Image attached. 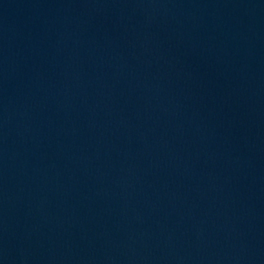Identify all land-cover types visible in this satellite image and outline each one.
<instances>
[{"label": "water", "instance_id": "95a60500", "mask_svg": "<svg viewBox=\"0 0 264 264\" xmlns=\"http://www.w3.org/2000/svg\"><path fill=\"white\" fill-rule=\"evenodd\" d=\"M0 264H264V0H0Z\"/></svg>", "mask_w": 264, "mask_h": 264}]
</instances>
